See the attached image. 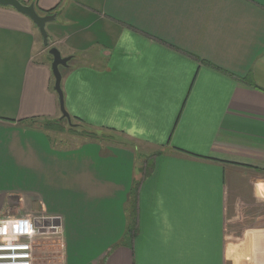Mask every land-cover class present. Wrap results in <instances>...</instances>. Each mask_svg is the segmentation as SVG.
Instances as JSON below:
<instances>
[{
  "label": "crops",
  "instance_id": "0c3cea01",
  "mask_svg": "<svg viewBox=\"0 0 264 264\" xmlns=\"http://www.w3.org/2000/svg\"><path fill=\"white\" fill-rule=\"evenodd\" d=\"M34 2L71 56L70 118L152 152L95 139L55 153L52 58L0 5V221L61 216L63 264H264V0ZM21 241L37 264L35 237Z\"/></svg>",
  "mask_w": 264,
  "mask_h": 264
},
{
  "label": "rangeland",
  "instance_id": "374dc122",
  "mask_svg": "<svg viewBox=\"0 0 264 264\" xmlns=\"http://www.w3.org/2000/svg\"><path fill=\"white\" fill-rule=\"evenodd\" d=\"M60 69H63V67H60ZM54 123L57 127L55 126V128H52V130L46 128L47 131H49L48 133L51 134V137H53L55 141H58L59 143L63 142L65 144V150L56 148L54 149L55 153L57 154L61 152H68L71 156L74 154V156H80L81 152L85 151L88 153L90 150L84 144L88 143L89 140L95 139L109 142L117 147H134L137 157L140 161H142L143 158H145L146 156H148L149 153L152 152L151 149L147 148L143 144L136 143L135 141L131 142L129 139H127L121 134L109 133L108 131L101 130L96 133L97 136L93 137L87 133L88 129H86L80 124H77V122L72 119L71 123L73 125L68 124L66 120L54 121ZM41 127L45 129L43 125H41ZM69 128H72V130ZM46 140L48 139L46 138ZM73 145H77L76 148H67L72 147ZM114 151L117 154L128 156L125 153L120 152V149ZM10 175L11 174L8 172L7 176ZM7 182L8 180L5 181V183ZM40 215L41 214L39 213L36 214V216ZM69 227L70 224H68V230ZM62 233L63 229H60L59 232L56 233L46 234H44V232L41 230L39 231V233L35 236L34 241L35 244H38V255L36 259L37 264H63L60 256V249H58V242L63 238ZM46 247L50 251H47Z\"/></svg>",
  "mask_w": 264,
  "mask_h": 264
},
{
  "label": "built area",
  "instance_id": "2783aa9c",
  "mask_svg": "<svg viewBox=\"0 0 264 264\" xmlns=\"http://www.w3.org/2000/svg\"><path fill=\"white\" fill-rule=\"evenodd\" d=\"M61 216L42 214L31 218L10 216L0 221V264H32L30 244L23 237H35L39 231L56 233L62 229Z\"/></svg>",
  "mask_w": 264,
  "mask_h": 264
},
{
  "label": "water",
  "instance_id": "95a60500",
  "mask_svg": "<svg viewBox=\"0 0 264 264\" xmlns=\"http://www.w3.org/2000/svg\"><path fill=\"white\" fill-rule=\"evenodd\" d=\"M0 5L11 7L14 10L26 15L38 28L44 46H48V34L46 31V24L55 20L57 12L41 15L36 10L33 2L23 3L21 0H0ZM48 53L52 58L51 71L54 78L53 88L58 95L59 109L61 112L60 118L65 119L68 124L73 125L71 123V118L64 106L63 92L61 88L62 76L60 71V67H66L68 65V61L71 59V56H62L60 51L54 46H49Z\"/></svg>",
  "mask_w": 264,
  "mask_h": 264
},
{
  "label": "trees",
  "instance_id": "16d2710c",
  "mask_svg": "<svg viewBox=\"0 0 264 264\" xmlns=\"http://www.w3.org/2000/svg\"><path fill=\"white\" fill-rule=\"evenodd\" d=\"M30 2H33L34 5H35V2L34 0H30ZM29 2V3H30ZM36 8V6H35ZM36 10L38 11L39 14L41 15H44L46 12H43L42 10H39L36 8ZM52 11V10H50ZM49 14V13H48ZM49 48V43H48V46H47V49ZM61 120H65V119H61ZM77 124H80L82 126H84L83 124L81 123H78ZM72 130V128H69ZM88 131V130H87ZM89 135L95 137L96 136V133H93V132H87ZM152 172V165H151V161H150V158H147L145 160V164L143 166V174H144V177L145 176H148L150 175V173ZM138 183H135V185L133 186V188L131 189V212H132V218H133V223L132 225L130 226L131 229H135V219H136V195H137V189H138Z\"/></svg>",
  "mask_w": 264,
  "mask_h": 264
}]
</instances>
